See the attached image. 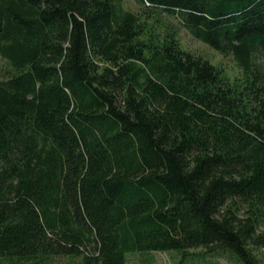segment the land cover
I'll list each match as a JSON object with an SVG mask.
<instances>
[{"label": "trees", "instance_id": "trees-1", "mask_svg": "<svg viewBox=\"0 0 264 264\" xmlns=\"http://www.w3.org/2000/svg\"><path fill=\"white\" fill-rule=\"evenodd\" d=\"M134 1L0 0V264H262L264 0Z\"/></svg>", "mask_w": 264, "mask_h": 264}, {"label": "rangeland", "instance_id": "rangeland-1", "mask_svg": "<svg viewBox=\"0 0 264 264\" xmlns=\"http://www.w3.org/2000/svg\"><path fill=\"white\" fill-rule=\"evenodd\" d=\"M125 7L132 11L138 10V5L134 0H125ZM163 19L179 27V21L174 17L162 15ZM181 46L194 54L201 55L211 63L220 66L225 73L231 78L238 76L237 70L231 57H222L208 45L201 43L189 35V33L181 28L178 34ZM5 67L4 62L0 59V70ZM200 250H191L192 255L183 256L176 251L166 252H146V253H128L126 255V264H238L228 259L225 254L202 256ZM258 258L264 264V248L257 250ZM49 264H67L65 258H56L55 263Z\"/></svg>", "mask_w": 264, "mask_h": 264}]
</instances>
